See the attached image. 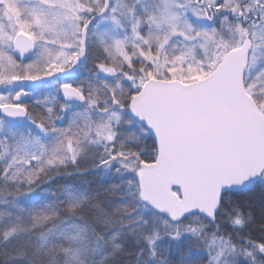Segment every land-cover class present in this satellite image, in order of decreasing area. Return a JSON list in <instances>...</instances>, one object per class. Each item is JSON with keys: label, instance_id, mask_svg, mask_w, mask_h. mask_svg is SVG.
<instances>
[{"label": "snow or ice", "instance_id": "6c2138e0", "mask_svg": "<svg viewBox=\"0 0 264 264\" xmlns=\"http://www.w3.org/2000/svg\"><path fill=\"white\" fill-rule=\"evenodd\" d=\"M0 264H264V0H0Z\"/></svg>", "mask_w": 264, "mask_h": 264}, {"label": "trees", "instance_id": "16d2710c", "mask_svg": "<svg viewBox=\"0 0 264 264\" xmlns=\"http://www.w3.org/2000/svg\"><path fill=\"white\" fill-rule=\"evenodd\" d=\"M88 180H95V181H99L100 177H93V176H89L87 177Z\"/></svg>", "mask_w": 264, "mask_h": 264}]
</instances>
